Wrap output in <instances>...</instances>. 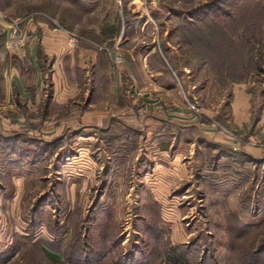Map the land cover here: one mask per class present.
Segmentation results:
<instances>
[{
    "label": "rangeland",
    "instance_id": "1",
    "mask_svg": "<svg viewBox=\"0 0 264 264\" xmlns=\"http://www.w3.org/2000/svg\"><path fill=\"white\" fill-rule=\"evenodd\" d=\"M140 17L148 18L149 23L143 24ZM135 19L139 20L132 28L123 26L124 21ZM45 26L76 36L139 32L151 34L155 44H160V35L171 36L172 44L180 48L183 63L196 72L191 85L197 84L196 90L203 85L207 90L204 101L210 102L218 115L223 112L225 121L213 118L218 122L217 130L229 131L236 142L264 148V0H0V36L6 37L4 42L0 40L3 48L12 50L7 46L10 34H22L24 38L41 33ZM23 40V52H18L26 56ZM207 47L219 62L228 60L231 79L243 67L246 79L223 80L219 76L225 75L221 72L225 67L213 73L210 65H202L196 53L205 54ZM119 57L123 59L124 55ZM237 82L247 83L242 94L250 108L244 110L242 105L240 117L233 115L231 104L233 84ZM188 88L182 87V94L192 101L193 88ZM227 103L230 108L224 106ZM182 105L202 114L201 101ZM1 131L16 132L13 125L8 127L0 119V264H71L63 254L53 255L46 247L50 249L49 242L60 240L65 233H60L61 206L62 201L70 200V184L61 187L57 178L63 172L61 166L75 159L81 160V165H68L63 173L84 176L86 189L79 193L76 214L96 228L91 230L93 237L87 236L88 227L86 231L79 229L87 236L82 246L88 254L94 246L102 250L106 254L103 264H125L126 260L133 262L145 256L148 258L137 264H264V152L258 156L260 161H250L252 157L242 154L245 166L240 164L223 173L216 159L225 150L201 146L196 155H191L186 147L181 153L179 181L174 182L171 174H159L155 181L133 183L131 197L118 198L115 190H109L107 200L100 196L106 169L101 170L92 161L101 159L106 164L112 157L108 150L100 154L91 149L81 156L69 150V138L65 149L57 152L67 134L29 133L6 138ZM254 134L252 140L249 135ZM35 137L54 139V163L34 169L37 181L26 184L20 177L25 178L29 169L5 167L3 148L9 143V149L21 144L33 148ZM135 169L131 166L133 174ZM36 212L40 213L38 225L31 228ZM94 217L98 218L96 225ZM49 221L51 226L47 225ZM70 238L75 239V232Z\"/></svg>",
    "mask_w": 264,
    "mask_h": 264
},
{
    "label": "crops",
    "instance_id": "2",
    "mask_svg": "<svg viewBox=\"0 0 264 264\" xmlns=\"http://www.w3.org/2000/svg\"><path fill=\"white\" fill-rule=\"evenodd\" d=\"M141 18L143 24L149 23L148 18ZM136 20L139 19L124 21L123 26L132 28ZM5 38L0 36L3 42ZM70 38L68 30H52L45 26L41 33L24 35L26 56L15 49L3 48L0 42V119L5 125L8 123V127L13 125L16 131L11 134L1 131L6 138L29 133L67 134L68 138H63L57 152L65 149L69 138V150L78 151L81 156L91 149L100 154L108 150L112 157L106 164L101 159H96L95 163L92 161L101 170L106 169L105 184L100 194L102 199L109 190H115L118 198H129L133 183H143L145 179L153 181L159 174L162 177L171 174L174 182L179 181L183 169L181 153L186 147H189L191 155H196L201 146L225 150L216 159L218 163L215 161L223 173L240 164L245 166L242 154L252 157L250 161H260L258 156L264 152L262 146L243 144L240 140L236 142L229 131L217 130L218 122L213 118L223 121V112L218 115L213 105L204 101L207 90L203 85L199 90H196L197 84L191 85L196 72L183 63L180 48L172 44L171 36L160 35V45L155 44V37L152 38L151 34L139 32L77 34L79 39L75 47L69 45ZM119 55H124L121 64L117 61ZM246 84H233L235 104H231L235 117L239 116L242 105L244 110L250 109L242 94ZM188 86L193 88L192 101L186 100L182 94L181 88ZM200 101L202 114L182 105ZM222 105L219 104L218 108ZM224 106L230 108L228 103ZM249 136L252 139L255 134ZM34 140L37 144L33 148L29 144H21L9 149L11 146L8 145L12 153H7L6 146L3 148L7 157L5 167L29 169L25 178L20 177L26 184L37 181L34 169L54 163V148L48 147L54 139L35 137ZM43 146L47 147L44 149ZM80 161L75 159L67 163L76 168L81 165ZM68 165L61 166L63 172L69 168ZM131 166L138 169H135L136 173L131 172ZM63 172L57 182L61 187L70 184V200L62 201L60 224L65 233L60 239L69 241L72 232L77 229L86 231L87 227L90 229L87 236H94L91 230L96 228L90 222L84 223L76 214L79 193L86 189L82 184L86 180L82 179L81 173L75 178ZM128 186H131L129 193ZM137 188L141 189L140 186ZM155 196L158 198L157 194ZM38 216L40 213L36 212L31 228L37 227ZM93 220V225H96L98 218ZM47 225L52 224L49 221ZM47 225V231L53 233ZM87 236L85 232L81 233L84 245ZM46 249L58 257L62 255L48 246ZM86 257L83 256L81 262Z\"/></svg>",
    "mask_w": 264,
    "mask_h": 264
},
{
    "label": "trees",
    "instance_id": "3",
    "mask_svg": "<svg viewBox=\"0 0 264 264\" xmlns=\"http://www.w3.org/2000/svg\"><path fill=\"white\" fill-rule=\"evenodd\" d=\"M203 35V34H201ZM212 35V34H210ZM198 38V35L197 37ZM196 44V43H195ZM196 48V46H195ZM196 50V49H195ZM213 51L210 50L208 47L205 48V54L202 53H196V56H200L198 57L200 59V61L203 63L202 65H210V68L213 70V73H219L221 71V69L223 67H225L226 69L223 70L221 72L225 73V75H221L219 77H221V79H228L230 80V72H229V68L227 66V62L228 60H224V61H220L215 58L214 54L212 53ZM223 57V56H222ZM224 59V58H223ZM220 68V69H219ZM216 71V72H215ZM246 70L243 68H241V70L238 72V76L234 77L231 80H238V81H243L246 79L247 75H245ZM10 144V143H9ZM9 144H4V146H6L7 148V153H12L13 150H9L8 149V145ZM45 146V145H44ZM43 148L45 149L46 147ZM54 147L53 144H49L48 147ZM63 229L61 228L60 233ZM75 232V239L74 240H69V241H65L63 239L60 240H56L54 241L51 245V248H53L54 251H58L60 249L59 252H61L63 254V256L67 259V261L71 264H82L81 262V258L83 256H87V259L85 262L83 263H89V264H103L105 263V258H106V254H103L102 250H99L98 248L96 249L95 246L93 247L94 249L92 250V252L90 254L87 253V251L85 250V248L82 246V238H81V233L80 231L77 229L74 231ZM93 237V236H92ZM29 245V244H28ZM33 247L36 246L35 244H31ZM29 245V246H31ZM40 245H44L40 242ZM31 246V247H32ZM60 247V248H59ZM59 248V249H58ZM148 257H143V259L141 260H134L132 261H125V264H137L139 262H144L145 259H147ZM148 262V261H147Z\"/></svg>",
    "mask_w": 264,
    "mask_h": 264
},
{
    "label": "built area",
    "instance_id": "4",
    "mask_svg": "<svg viewBox=\"0 0 264 264\" xmlns=\"http://www.w3.org/2000/svg\"><path fill=\"white\" fill-rule=\"evenodd\" d=\"M23 39L24 38H23L22 34H10L9 38L7 40L8 48L23 52V48L25 45V42ZM76 40H77V36L75 34L71 33L69 45L72 47L76 46ZM117 59H118L117 60L118 62H122V60H123L121 57H118Z\"/></svg>",
    "mask_w": 264,
    "mask_h": 264
}]
</instances>
